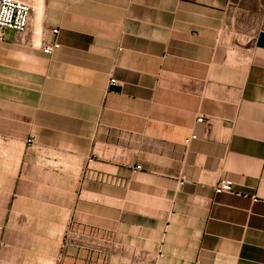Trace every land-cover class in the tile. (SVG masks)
<instances>
[{
	"label": "crops",
	"instance_id": "obj_1",
	"mask_svg": "<svg viewBox=\"0 0 264 264\" xmlns=\"http://www.w3.org/2000/svg\"><path fill=\"white\" fill-rule=\"evenodd\" d=\"M24 1L0 36V264H264V29L234 0Z\"/></svg>",
	"mask_w": 264,
	"mask_h": 264
},
{
	"label": "built area",
	"instance_id": "obj_2",
	"mask_svg": "<svg viewBox=\"0 0 264 264\" xmlns=\"http://www.w3.org/2000/svg\"><path fill=\"white\" fill-rule=\"evenodd\" d=\"M32 8L24 0H0V36L5 30L14 31L16 33H24L28 29L29 19ZM53 34L57 33V30H52ZM59 48V44L54 42L49 45L41 47V52L45 55H50L53 51ZM108 84L111 86L115 84V81L109 79ZM203 118H196V122H202ZM196 139L195 134H191L185 139V144H189ZM31 142L30 140L28 141ZM233 190V183L230 180H220L214 186V192L216 194H230ZM160 256V255H159Z\"/></svg>",
	"mask_w": 264,
	"mask_h": 264
},
{
	"label": "rangeland",
	"instance_id": "obj_3",
	"mask_svg": "<svg viewBox=\"0 0 264 264\" xmlns=\"http://www.w3.org/2000/svg\"><path fill=\"white\" fill-rule=\"evenodd\" d=\"M235 21L237 28L249 35H255L264 29V0H234ZM28 233L26 232L25 235ZM23 236L17 233L15 236ZM1 236V231H0ZM70 239V238H68Z\"/></svg>",
	"mask_w": 264,
	"mask_h": 264
},
{
	"label": "water",
	"instance_id": "obj_4",
	"mask_svg": "<svg viewBox=\"0 0 264 264\" xmlns=\"http://www.w3.org/2000/svg\"><path fill=\"white\" fill-rule=\"evenodd\" d=\"M109 90H110V91H114V92H118V91L120 90V88L117 87V86H115V85H111V86L109 87Z\"/></svg>",
	"mask_w": 264,
	"mask_h": 264
}]
</instances>
